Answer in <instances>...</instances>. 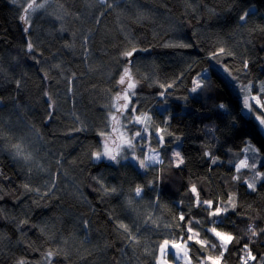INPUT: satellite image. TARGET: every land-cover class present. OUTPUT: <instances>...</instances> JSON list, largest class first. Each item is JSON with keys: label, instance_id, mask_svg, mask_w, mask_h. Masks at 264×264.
<instances>
[{"label": "trees", "instance_id": "1", "mask_svg": "<svg viewBox=\"0 0 264 264\" xmlns=\"http://www.w3.org/2000/svg\"><path fill=\"white\" fill-rule=\"evenodd\" d=\"M30 2L0 0V264H155L165 240L190 264H242L246 244L264 264V161L241 164L247 142L264 155V130L211 66L264 85V0ZM125 68L135 90L118 112ZM116 128L131 147L95 160ZM147 149L160 161L141 168Z\"/></svg>", "mask_w": 264, "mask_h": 264}, {"label": "snow or ice", "instance_id": "2", "mask_svg": "<svg viewBox=\"0 0 264 264\" xmlns=\"http://www.w3.org/2000/svg\"><path fill=\"white\" fill-rule=\"evenodd\" d=\"M15 2H16V0H13V3H15ZM43 7H44L43 4H37V0H31L30 3H27V6L23 9V11L25 13H29L30 10L34 11L37 8H43ZM247 15H248V13H244L243 15H241L240 16V20L241 21H244L246 19ZM20 19L25 24H29V17L28 16H21ZM24 31L27 32L28 31V28L25 27ZM28 49H29V51L32 50V45L30 43L28 44ZM223 51H224V49L221 48L220 49V52L222 53ZM134 52H135V49H132L130 51L124 52L123 55L125 57H131V56H133ZM129 63H131V61H129ZM245 67H247V64H245ZM224 71L227 72L228 69L225 68ZM125 78H127L129 82L127 83V86H126V89H125V94L124 95L118 94L116 96V100H118V101L119 100H127L128 99L127 90L133 89L135 87V84L131 82V79L132 78H131V74H130L128 68H125L124 69V74L120 77L119 84L124 85L125 84ZM194 84H195V87H193L191 89L192 92H196L197 88H200L201 87V84L198 81H194ZM169 87H171V85H169ZM262 91H264V87H262ZM252 99L255 100V105H249L248 98H245L244 99V102H243L244 103V107L248 109L249 114H253L254 113V108L258 106L259 107V110H260V114L259 115H255V119L257 121H259L258 127L259 126H264V104H262L261 101L259 99H257L255 96L252 97ZM114 106L116 107V110L118 112H120L122 109H126L127 108V104L114 105ZM220 107L223 108L224 106L221 105ZM133 111H135V109H133ZM111 118H112L113 121H117V117L115 115H112ZM145 118L147 119V117H145ZM135 119H136V122L137 123L142 122L141 117L139 115L136 116ZM145 131H147V129H145ZM140 135H141V133L139 131L135 133V136H140ZM159 139L160 140H163V137H160ZM128 144L131 147V141H128ZM16 147H17V149H19V145H17ZM17 155H19V151L17 152ZM206 155H207V153H206ZM174 156L177 158V161H178L177 166H179V164H182L183 163V159L180 157V153L179 152H175L174 153ZM102 157H107L108 159L113 160V161L116 160V156L113 155V154H111V151L109 150V147H108V144L107 143H105V145H104V151L102 153L101 152L94 153V158L95 159L99 160ZM133 159H136V157L133 156ZM150 159L153 162H158L156 156H152ZM213 163H215V160L214 159H213ZM241 164L243 166L244 162H241ZM139 165H140L141 168L147 167L148 164H147L146 159L139 160ZM25 187H27V185ZM249 187L254 189V185H252V184H249ZM141 191H142V189L139 188V187H137V189H136V195L137 196H140L141 195ZM191 191L194 194L197 195V204H200L201 202L198 199V193H197L196 187L193 186L191 188ZM202 203L205 204V205H207V208H209V209H211L213 207L212 201H203ZM226 210L227 209H223V211H226ZM221 211H222V209L220 207H217V208H215L214 211H212L211 214L213 216H218V215H220ZM183 219H184V217L181 215L180 220H183ZM119 227L121 229H123L124 231H126V232L129 231V229L127 228V226L124 225V224H120ZM188 231H192V229L189 228ZM210 231L213 232V234L219 240L222 241L221 247L224 248V249H226V246H227L228 243H230V242L233 241V237L230 234L222 233L220 231H217L215 227L211 228ZM249 231H251L252 236H256L257 235V233L254 230H252L251 226H249ZM262 231H264V230H262ZM197 235H198V233H197ZM188 239H192V237L189 236ZM196 242L197 243H206V242H202V241H199V240H197ZM168 244H169V241L165 240L164 243L160 246L161 255H164L165 254V250H166V247L168 246ZM171 247L174 248V249H177L179 251L182 248V245L180 243L173 242L171 244ZM213 247H216V245H213ZM244 249L246 250V257L245 258H242V264H248V260L249 259H251V260H255L256 259V257L251 254V251H250V249H248V245L247 244L244 245ZM53 255H54V253H52V252H49L47 254L46 259L49 260V264H51V259L50 258ZM173 255L175 256V259H177V260L183 259V257H181L180 255H177L175 253ZM185 255H186V252H185ZM206 259L209 260V261H211V264H220L219 257L213 258V257L209 256ZM18 264H25V262L24 261H19ZM161 264H167V260H163L161 262Z\"/></svg>", "mask_w": 264, "mask_h": 264}, {"label": "rangeland", "instance_id": "3", "mask_svg": "<svg viewBox=\"0 0 264 264\" xmlns=\"http://www.w3.org/2000/svg\"><path fill=\"white\" fill-rule=\"evenodd\" d=\"M211 66L228 83V85L231 87L233 92L239 96L241 103H242L243 113L247 116H250L248 109L244 107V103H243L244 99L248 98L249 105H255V100H253L252 97L255 96L257 99L260 100V93L264 92V91H262V87H264V85H262L260 82H257L255 88L258 90V92L254 93V92H252L251 87L242 88L239 85V83H236L235 77L229 72V70L227 72L224 71L225 67L222 64L218 63L216 60H214V59L211 60ZM207 73H208V70H205L201 74L206 75ZM195 81H198L199 83L201 82L200 75L195 78ZM128 82H129L128 79L125 78V84L124 85L119 84L117 95L118 94H120V95L125 94V89H126ZM131 82L133 83L132 79H131ZM134 90H135V87L133 89L127 90L128 99L127 100H119L118 101L119 104L120 105L127 104V107H128V105L132 99V96L134 94L133 93ZM259 114H260L259 113V107L257 106L254 108V113L251 114V116L255 118V115H259ZM258 123H259V121H258ZM260 127L264 130V126H260ZM114 131H115V133L112 134V136L103 138L101 153L104 151L105 143L108 144L109 150L111 151V154H113V155L118 154L119 151L123 150L124 148L130 147L125 135H123L121 131H117V128ZM243 152H244V157H243L241 162L247 163V166L257 164L259 160L264 161V155L260 154V152H258V150L255 148V146L251 142H247L246 146L243 149ZM144 156H145L144 159H146L148 166L156 165L160 161L158 153L156 151H154L153 149H147V152ZM152 156H156L158 162L151 161L150 158ZM250 157H251V159L248 162V159ZM95 160H97V159H95ZM99 160L112 161V160L108 159L107 157H102ZM223 208H229V210L232 209V201L230 200L229 204ZM171 244L172 243H169L168 246L166 247L164 255H161V251L159 248L158 257L156 259L155 264H161V262L163 260H167V264H190V260L188 257V251H187L186 247L182 245V248L178 251L177 249L172 248ZM185 252H186V255H185ZM174 253L177 255H180L181 257H183V259H180V260L175 259V256L173 255Z\"/></svg>", "mask_w": 264, "mask_h": 264}]
</instances>
